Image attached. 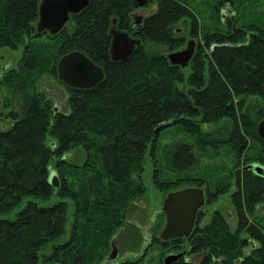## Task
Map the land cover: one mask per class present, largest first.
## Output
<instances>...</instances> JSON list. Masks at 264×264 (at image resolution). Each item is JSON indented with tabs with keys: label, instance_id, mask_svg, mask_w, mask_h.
I'll return each mask as SVG.
<instances>
[{
	"label": "trees",
	"instance_id": "1",
	"mask_svg": "<svg viewBox=\"0 0 264 264\" xmlns=\"http://www.w3.org/2000/svg\"><path fill=\"white\" fill-rule=\"evenodd\" d=\"M35 1L0 0V47L29 38ZM250 1L233 0L234 14L221 19L216 3L210 15L217 24L210 30L198 24L185 0H153L154 9L136 27L141 39L169 48L181 44L171 25L182 17H188L193 35H200L183 70L186 65L170 63L161 52L140 46L125 60H110L111 18L125 29L135 0H88L72 16L73 27L64 33L63 43L101 65L103 77L88 88L66 86V110L53 111L51 100L33 86L43 69L52 72L59 53L55 44L48 49L34 42V50L23 51L24 62L2 71L0 89L7 94L1 99L11 107L6 113L9 124L0 128V264H100L110 248L108 236L142 190L135 177L149 140L148 151L153 149L161 129L154 133L153 127L159 122L179 124L201 148L207 139L216 140L202 126L227 118L228 131L221 140L243 158L240 164L256 161L264 166V139L244 109L246 97L253 95L260 99L258 118L264 116V27L239 13ZM21 74L26 78H17ZM190 144L175 145L171 161L180 165L191 159ZM76 146L85 154L80 164L65 157ZM52 169L58 176L55 184L48 178ZM235 171L236 188L230 191L235 226L230 228L221 212L212 210L187 238L191 258L178 264H264V222L253 213L264 197V177L248 168ZM101 178L106 179L105 191ZM182 179L155 185L171 190ZM205 187L207 202L224 189ZM52 194L58 199L39 203ZM162 221L160 210L146 242L158 247L160 260L167 253L161 254L162 247L170 244L154 232ZM129 233L136 238L132 229Z\"/></svg>",
	"mask_w": 264,
	"mask_h": 264
},
{
	"label": "rangeland",
	"instance_id": "2",
	"mask_svg": "<svg viewBox=\"0 0 264 264\" xmlns=\"http://www.w3.org/2000/svg\"><path fill=\"white\" fill-rule=\"evenodd\" d=\"M185 1L190 7L191 11L196 15L197 22L200 26H206L210 30L216 27L217 23L214 17L210 15V13L213 12H210L213 9V0ZM236 1L237 0H235V2ZM249 3L250 4H247L246 7L241 9L239 13L250 22H255L261 27H264V0H251ZM225 7L226 5H223V8L220 10V12H224ZM151 9L153 8L151 7ZM138 12L140 11H135L134 14H140ZM71 26L72 22L69 23L67 28L70 29ZM176 28H179V30L175 31L174 29ZM189 28L190 25L188 17H182L171 25V33L173 35H183L185 38L191 36L188 34ZM191 37H193L194 40H198L200 35L196 34L195 36ZM50 42L55 45L58 44V42ZM142 44L147 51H158L161 53L170 51V49L167 48L163 42L144 40ZM182 45L183 44L174 48L179 49L182 47ZM19 53L20 49L18 48L10 49L8 47H0V74L7 67L15 66V60L17 59ZM50 62L51 61L48 60L47 63L50 64ZM183 70H187V65L183 68ZM38 71H40L39 67ZM40 73V75L34 79L33 86L36 84L39 90H42L49 98H51L50 100L54 99L56 107H61L62 110L67 109V91L60 84V80L54 78L52 74L46 71L44 72V69ZM17 78L22 79L26 78V76L21 74V76H18ZM2 94H7L3 87L0 89V96H2ZM259 102L260 99L253 95L246 97L244 101V109L254 121V126L256 125V122L261 117H263L261 116L258 118L259 114L257 112V105ZM10 105V102H8L6 110L11 107ZM4 110L5 108L0 109L1 112ZM9 121L10 119L6 114L0 113V128H5L9 124ZM228 123L229 120L227 118H221L212 123L203 125L202 127L204 129H209L212 131V136L216 140L214 142H210L207 139L206 141L202 142L201 148L198 146V142L194 140L191 134H188L179 124L174 122L163 126L161 129L156 131V136L153 140L152 151H148V143L150 144L151 140L148 141L144 153V159L141 164L142 166L140 167L141 169L139 168V173L136 174L135 177L136 180L142 182V190L140 193L136 194L134 198H131V201L128 203L129 205L125 207L122 222L117 225L115 230L110 234V236L113 234L112 236L115 237L116 246L119 252L117 257L119 260H125L123 264L163 263V261L157 257L158 247L155 246V244H152L151 246H149L150 244L148 243L146 244L145 242L148 240H145L143 235L145 232H147L145 233L147 235L149 231H151L152 226L157 220V214H159L161 210L160 204L163 196L168 191L165 188L163 189V187H157L155 182L163 183L165 180L175 181L178 179V177H183L185 180H187L185 181L182 179L178 187L192 184V182L199 181L200 179V184L204 185V187L208 186L209 189L212 188L214 190L218 187H223L224 189H222L221 192H217V195L214 199H210L208 202L205 201V205L203 203V208L206 210V213L200 218L198 225L203 224L208 220L210 210L217 208L227 221L229 227L233 228L235 226L236 213L234 205L232 204L233 202L231 200L230 191L236 188L233 185L234 176L236 175L235 169L240 167V163L243 158L238 156L239 154L235 153V149L230 147L226 141L221 140L225 137V132L229 125ZM179 142H189L192 144H190V151L192 153L191 159L188 161L184 160L182 163H180V165L175 164L170 159L171 152L175 149V145H177ZM237 156L240 158L237 159ZM65 157L67 160L80 164L82 163L83 159H85V154L80 147L76 146L70 149L65 154ZM244 163L246 162H243V164ZM52 170L54 171V169ZM54 174L57 179L58 176L56 171H54ZM133 174H135V172L133 173L132 171V175ZM72 176L74 178L78 177L76 172H73ZM105 182L106 179L101 178V184H103L102 188L104 191L107 188L106 185H104ZM56 199H58L57 196L52 194L48 200L39 201V203L50 204ZM102 201L105 202L104 197ZM110 207L111 206L109 205V207L105 208L110 209ZM254 208L255 210L253 213L256 215L255 217L264 222V197L260 202L254 205ZM87 211L85 212L87 213ZM149 219H151L150 223H148ZM96 222L98 223V220ZM131 229L134 233H136V238L130 235L129 232ZM154 232L156 233L157 230L155 229ZM110 236H108L107 239H109ZM255 242L256 241H254L253 244ZM168 249L169 248L167 245L162 247V250L160 251L161 254L163 250ZM193 258L195 259L198 257L194 256ZM106 264H115V261L113 260L112 262H108Z\"/></svg>",
	"mask_w": 264,
	"mask_h": 264
},
{
	"label": "water",
	"instance_id": "3",
	"mask_svg": "<svg viewBox=\"0 0 264 264\" xmlns=\"http://www.w3.org/2000/svg\"><path fill=\"white\" fill-rule=\"evenodd\" d=\"M144 0H137L141 4ZM87 3V0H40L37 6L36 27L46 28L50 32L56 31L67 19L69 12H76ZM113 22V20H112ZM179 30V28H176ZM110 35L109 57L112 60L122 61L132 52L139 38L128 35L124 30L118 29L112 23L108 28ZM194 48L192 38L186 40L183 48L171 50L165 54L168 62L180 66L186 65ZM57 77L66 85L72 87L87 88L99 80L102 68L94 63L87 55L79 50H71L63 53L56 61ZM171 121H162L153 127L155 133L158 127L166 126ZM259 137L264 139V116L255 125ZM251 169L257 174L264 173L262 164L249 161L242 165V169ZM49 182L55 184L56 177L51 170L48 175ZM204 191L201 185L189 184L168 190L161 201L160 208L164 214V220L158 230L157 237L161 240L187 235L194 225L195 215L199 207L204 203ZM110 249L103 260H111L116 256L117 246L115 237L109 239ZM179 253L168 252L163 256L162 264H170Z\"/></svg>",
	"mask_w": 264,
	"mask_h": 264
},
{
	"label": "flooded vegetation",
	"instance_id": "4",
	"mask_svg": "<svg viewBox=\"0 0 264 264\" xmlns=\"http://www.w3.org/2000/svg\"><path fill=\"white\" fill-rule=\"evenodd\" d=\"M39 1L40 0H36L35 1V18H33L32 19V21L30 22L31 23V25H32V31L29 33V38H27V37H24L22 40H20V41H18V42H16V44L13 46V47H9V46H1V47H8V48H10V49H14V48H18V49H20V53H19V55H18V57H17V59L15 60V64L14 65H16L17 63H18V61L19 60H21V62H24V59H23V57H24V54H23V51L25 50V49H31L32 47V49L34 50L35 49V43L34 42H37V43H39L41 46H43V47H45V46H48V49H49V47L51 46V48H52V43L50 42V41H54V42H58V44L56 45L57 46V49L59 50V53L57 54L58 56H56L55 58H53V67H52V72H50V71H48V70H44V72L46 71V72H48V73H50V74H52L53 76H54V78H57V79H59L58 77H57V74H56V61H57V59L59 58V56L60 55H62L63 53H66V52H68V51H71V50H79V49H73V48H69L70 46H69V44H66V43H63L64 42V33H68V32H70L71 30H72V27H73V21H72V16L74 15V14H76L77 12H79L82 8H80L78 11H76V12H69L68 13V17H67V19H65V21L63 22V24L56 30V31H54V32H50V31H48V29H46V28H39V29H37V27H36V22H37V17H38V13H37V6H38V3H39ZM87 2H88V0H87ZM153 2V0H144L141 4H138L137 3V0H135V7L129 12V25L128 26H126V28L125 29H123V28H119V27H117L116 26V24H115V19L112 17L111 18V21H110V24H109V27H110V25L113 23L114 25H115V27H117L118 29H122V30H124L128 35H130V36H132V37H136V38H139V43L138 44H135L134 45V47H133V50H135L136 49V47H138V46H140L141 48H143L144 50H146L144 47H143V44H142V42L144 41V40H150V39H141L138 35H137V33H136V27H137V25H139V24H141L142 23V20H143V17L144 16H146L147 14H149L153 9H154V4L152 3ZM218 4L217 5V9H218V12L220 13L219 15H220V18H225V17H227L228 15H232V14H234V7H233V0H214V3L212 4L213 5V8H214V5L215 4ZM223 5H226V7H225V9H224V12H220V10L223 8ZM151 7L153 8V9H151ZM135 11L137 12V11H140V12H138V13H140V14H138V15H136V14H134L135 13ZM222 15V16H221ZM112 20H113V22H112ZM70 22H72V26H71V28L70 29H68L67 27L69 26V23ZM108 27V28H109ZM108 28H107V33L109 34V32H108ZM175 30V29H174ZM23 32V31H22ZM188 34L189 35H191V36H194L193 35V33L190 31V28L188 29ZM178 36H180L181 37V41H182V43L181 44H183L182 45V47L181 48H183V46L185 45V43H186V40L187 39H189V38H192L193 39V41H194V47H195V45L197 44V42H198V40H194V38L193 37H191V36H188V37H185L184 38V36L183 35H178ZM151 41V40H150ZM109 42H110V35H109ZM165 45H166V47L167 48H169V46L166 44V43H164ZM181 44H179V45H181ZM179 45H177V46H179ZM174 47H176V46H174ZM174 47H171V48H169L170 49V51L171 50H175L176 48H174ZM56 48H55V51L57 50ZM108 49H109V44H108ZM194 49V48H193ZM133 50H132V52H133ZM79 51H81V50H79ZM82 52V51H81ZM131 52V53H132ZM169 52V51H168ZM193 52V51H192ZM82 53H84V52H82ZM130 53V54H131ZM167 53V52H166ZM166 53H162V54H164V56H165V54ZM85 54V53H84ZM129 54V55H130ZM86 55V54H85ZM108 55H109V50H108ZM89 57V56H88ZM166 57V56H165ZM110 58V57H109ZM110 60H112L111 58H110ZM125 60V59H124ZM166 60H167V58H166ZM113 61H116V60H113ZM119 61V60H118ZM168 61V60H167ZM6 62V61H5ZM4 62V63H5ZM7 63V62H6ZM95 63V62H94ZM97 64V63H96ZM97 65H99V64H97ZM5 66H7V65H5ZM101 68H102V72H103V67L101 66V65H99ZM11 67H13V66H11ZM41 74V73H40ZM39 74V75H40ZM38 75V76H39ZM38 76H36L35 78H37ZM102 77H103V75H102ZM102 77L99 79V80H101L102 79ZM60 80V79H59ZM99 80H97V82L96 83H94V85H96L98 82H99ZM60 84L66 89V91H67V88H66V86L67 87H72V86H69V85H66V84H64L61 80H60ZM94 85H92V86H94ZM91 87V86H90ZM88 88V87H87ZM34 89H36V90H38V91H41L43 94H44V97L45 98H47V99H51V98H49L42 90H39L38 88H37V85L35 84L34 85ZM66 94H67V92H66ZM1 97L2 96H0V109L1 108H5V110L7 109V107L6 106H3V103H4V101L1 99ZM66 99H67V96H66ZM53 103V104H52ZM51 108H52V110L53 111H56V110H62L61 109V107L59 108L58 106L56 107L55 106V103H54V99L53 100H51ZM59 108V109H58ZM0 111V113L1 114H6L7 113V110L6 111ZM66 110V109H65ZM158 128H160V127H158ZM242 165L243 164H241L240 165V169L242 168ZM264 167V166H263ZM261 176H263L264 177V173H262V174H260ZM202 187H203V191H204V193H205V187H204V185H202ZM205 195H204V205H205ZM161 209V208H160ZM162 210V209H161ZM214 210V209H213ZM200 212V215L199 216H197V219H195V221H194V225H196V224H198L199 223V220H200V218L203 216V214H205L206 213V210L203 208V205L201 206V207H199L198 208V210H197V212ZM211 211L212 210H210V212L209 213H211ZM162 216H163V220H164V214H163V211H162ZM195 218H196V215H195ZM151 222V219H149V221H148V223H150ZM162 223H163V221H162ZM162 225V224H161ZM193 225V226H194ZM201 225V224H200ZM193 228V227H192ZM159 230V229H158ZM158 230H157V232H156V235H157V233H158ZM191 232V231H190ZM190 232L187 234V235H181V236H178V237H174V238H169V239H165V240H168V242H170V244H169V246L171 247V248H169V246H168V244H167V246H168V250H167V253L168 252H173V253H179L174 259H171V262H170V264H178L180 261L181 262H186V261H188L190 258H191V254H189V253H187L186 251H188L189 250V244H188V236H189V234H190ZM145 233H147V232H145ZM143 234L144 235V238H145V240H150L151 238H152V236H153V233H152V231H149V233L146 235V234ZM158 238V237H157ZM161 240V239H160ZM164 241V240H163ZM146 243V242H145ZM172 247H175V248H173L172 249ZM118 248H117V253H116V256H118ZM116 256H115V258L113 259L114 261H115V264H118V263H121V261H123V260H119V258H116ZM163 259V256L161 257V260ZM109 261H106V260H103L100 264H106V263H108Z\"/></svg>",
	"mask_w": 264,
	"mask_h": 264
},
{
	"label": "bare ground",
	"instance_id": "5",
	"mask_svg": "<svg viewBox=\"0 0 264 264\" xmlns=\"http://www.w3.org/2000/svg\"><path fill=\"white\" fill-rule=\"evenodd\" d=\"M262 118V117H261Z\"/></svg>",
	"mask_w": 264,
	"mask_h": 264
}]
</instances>
